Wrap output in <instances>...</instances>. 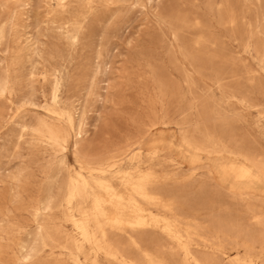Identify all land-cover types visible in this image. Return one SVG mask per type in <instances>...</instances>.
Masks as SVG:
<instances>
[{
  "label": "rangeland",
  "instance_id": "rangeland-1",
  "mask_svg": "<svg viewBox=\"0 0 264 264\" xmlns=\"http://www.w3.org/2000/svg\"><path fill=\"white\" fill-rule=\"evenodd\" d=\"M0 84V264H76L59 245L74 234L66 209L46 204L59 203L78 172L113 179L139 161L149 167L154 154L185 197L204 194L200 222L245 220L254 236L237 240L258 238L246 226H256L250 211H264V196L233 192L214 164L228 154L223 146L264 161V0H0ZM43 125L61 132L60 147L38 131ZM208 133L221 149L190 164L187 138L201 145ZM83 155L117 164L92 172ZM227 245L229 258L246 254ZM35 246L40 253L26 261Z\"/></svg>",
  "mask_w": 264,
  "mask_h": 264
},
{
  "label": "bare ground",
  "instance_id": "bare-ground-1",
  "mask_svg": "<svg viewBox=\"0 0 264 264\" xmlns=\"http://www.w3.org/2000/svg\"><path fill=\"white\" fill-rule=\"evenodd\" d=\"M1 89H3V86L0 84V90ZM37 129L43 134L42 136L45 135L50 141L56 143L57 146L60 144L61 132L58 129L46 125ZM65 140L63 142H65ZM186 141L188 145H190L189 147L194 148V151L191 150L194 153L186 156L190 164L200 162V154L203 155L206 153L208 159H211V155L217 154L221 149L219 147V140L214 137L212 133L206 134L203 140L205 143L201 141L203 142L201 145L195 144L193 141L188 140V138ZM241 145L242 144H240V146ZM243 145H245L244 147H249L246 146L245 143H243ZM223 147L228 154L222 157L223 159L221 162L214 164L218 179L225 183L231 182L230 189L240 196H245L244 194L246 191L264 196V161L256 160L251 154L243 151V149L234 150L226 148V146ZM187 151L190 152L188 148H186V152ZM117 152H114V156ZM123 152L121 153L123 154ZM135 158L138 159V157ZM154 158H156L155 154L149 159L151 162L149 167L143 168L141 166L143 161H139L137 165L128 170L121 171V173L117 174L113 179L98 178L95 181H90L84 174L78 172L76 177L71 176L66 181L61 201L55 203V201L50 200L46 204L45 208L50 210L55 206L62 205L66 209L67 219L73 224L74 234L67 237L65 243L59 244L66 250L68 260L76 264H102L100 260L102 256L108 264H217L218 257L213 253L210 254L208 252L199 251L198 246L201 245V243H205V247L212 246L214 252L218 254L221 253V256L228 258L227 264H264V217L262 216L264 211L261 210L263 211L261 212L259 208H256L258 205L253 203L255 207L251 208V211L248 208L250 214L252 213V218L256 220V222L254 221L256 226L255 224L246 226V228L252 226L256 227L254 231L258 233L259 240L258 238L254 240L255 237L252 239L255 242L259 241L261 243V248L259 251H255L253 250L255 243L253 244L254 241L252 239L250 243L253 245H249L250 243L240 242L244 237L241 238L240 241H238L239 238L238 240L236 238L252 233L250 232L252 229L249 230V228V232L247 231L248 233L244 231L245 225L243 226L241 224L244 223L245 220H243V222L240 220L242 223H239V226L238 223L236 225H231L232 223L229 224L230 219L228 217L230 214L227 216L229 220L227 223L226 217V219H223L224 217L221 219L219 216L220 220L217 217H213L216 212H211L212 216H203L202 218L203 220L204 218L210 220L211 217H213L211 223L209 226H206L207 223L204 225L200 222V216H198L201 214L202 209L200 205L205 202V199L200 200L199 197L201 196V198H203L202 196H204V194L199 196L198 193H200V189L198 188L199 191L195 194L198 196V199H195L196 196L193 194L196 191H193V194H191L194 188L193 185L195 184L189 182V184H192L191 186L193 188L189 189L191 191L188 194L195 197L193 199H189L191 196L189 198L185 197L186 192L184 195L182 191L186 188H182V191H178L175 188L177 185H175L173 181L175 175L172 174L174 175L172 177V175H169L170 172L169 174L159 173L157 169L161 167L155 168L156 163L153 162ZM111 159L112 156L102 157V159L98 156L92 158H88L85 155L82 156V160L87 164V167L92 172L98 173H104L116 166L117 161ZM235 162L240 163L238 168L234 165ZM173 164L175 165V163ZM195 169L197 168L194 167V170ZM186 172L187 171H185V173ZM185 175L188 177V174ZM211 176L212 175H210V177ZM193 177L195 178V176ZM204 177L205 176H201L200 179ZM178 178L179 177H177V179ZM204 180L205 179H203V181ZM201 183H203V185L205 184V182ZM186 184H188V181ZM206 185L208 184H205V186ZM205 186H203V188ZM206 197L207 201L209 199L207 194ZM217 197H219V195ZM249 197H251V195ZM254 201L256 200L254 199ZM256 202L259 203V201ZM249 203L251 202L247 203L248 206ZM213 204L215 205V201ZM247 204H245V206H247ZM239 207H241V205ZM235 210L238 211V208ZM240 212L238 211V213ZM203 213L206 214L205 212ZM209 214L210 213H208V215ZM215 215L217 216V214ZM206 231L209 233V236L206 234L208 237L204 235ZM232 234L234 235V239L231 238ZM252 236H254V234ZM46 238L47 237L41 238L43 246L47 245ZM199 239H201V241ZM51 241L54 243V240ZM228 241L231 245L233 244V247L237 250L240 246H242V248L244 246L247 249L246 254L244 256L236 255L233 258H229V251L224 249L225 245L227 243L229 244ZM56 243L57 242L54 244ZM231 245H227V249H229L228 246ZM26 248L28 249L29 247ZM39 251L40 249L35 246L32 250L30 249L27 251L24 255V259L26 261L32 260V258L34 259V256L40 253ZM218 263L220 264V261H218Z\"/></svg>",
  "mask_w": 264,
  "mask_h": 264
}]
</instances>
